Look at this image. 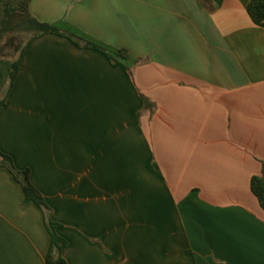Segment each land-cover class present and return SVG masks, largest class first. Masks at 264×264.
<instances>
[{
  "label": "crops",
  "instance_id": "0c3cea01",
  "mask_svg": "<svg viewBox=\"0 0 264 264\" xmlns=\"http://www.w3.org/2000/svg\"><path fill=\"white\" fill-rule=\"evenodd\" d=\"M248 2L30 0L126 53L42 33L8 93L0 61V150L30 170L67 264H264V25ZM49 241L0 166V264H47Z\"/></svg>",
  "mask_w": 264,
  "mask_h": 264
},
{
  "label": "trees",
  "instance_id": "16d2710c",
  "mask_svg": "<svg viewBox=\"0 0 264 264\" xmlns=\"http://www.w3.org/2000/svg\"><path fill=\"white\" fill-rule=\"evenodd\" d=\"M29 3L30 0H0V61L6 60L9 63L8 73L3 86L5 93H8L11 89L16 78L25 46L33 38L42 33H54L66 36L76 45H84L102 51L114 63H120L118 58L126 57L124 50H118L114 56L100 45L62 30L57 26L39 21L30 13ZM247 11L255 23L263 25L264 0H249ZM142 101L145 105H148L146 98L142 97ZM4 102L5 99L0 98V110ZM0 166L8 170L13 180L21 186L25 198L32 201L43 213L44 225L50 237L45 255L46 263L67 264L62 256L66 240L57 233V228L60 224L51 219V209L40 191L32 183L30 170L28 168H17L13 163L12 157L1 150ZM250 189L264 210V176H253L250 180Z\"/></svg>",
  "mask_w": 264,
  "mask_h": 264
},
{
  "label": "built area",
  "instance_id": "2783aa9c",
  "mask_svg": "<svg viewBox=\"0 0 264 264\" xmlns=\"http://www.w3.org/2000/svg\"><path fill=\"white\" fill-rule=\"evenodd\" d=\"M263 25H264V21H263Z\"/></svg>",
  "mask_w": 264,
  "mask_h": 264
}]
</instances>
